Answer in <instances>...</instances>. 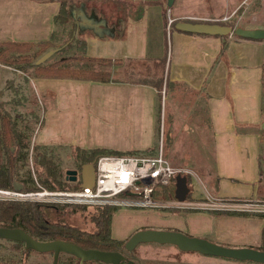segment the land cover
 Returning a JSON list of instances; mask_svg holds the SVG:
<instances>
[{
  "label": "crops",
  "instance_id": "crops-1",
  "mask_svg": "<svg viewBox=\"0 0 264 264\" xmlns=\"http://www.w3.org/2000/svg\"><path fill=\"white\" fill-rule=\"evenodd\" d=\"M60 1L65 2L69 18L74 21L73 34L85 42V55L119 59L120 63L112 66L123 67L111 68L109 81L29 77L44 105L43 121L33 135V143L155 154L156 135L162 137L165 131L164 113L169 120L168 143L172 141L170 116L161 99L163 102L164 97L184 89L189 95L184 102L178 95L181 101L190 105V112L193 106L198 111L192 120L191 115L187 119L199 120L198 124L207 131V141L210 140V150H206L212 163L209 177L213 179V193L206 196L226 201L258 200L259 123L264 119L260 83L264 41L176 30L172 22L177 17L166 18L160 1L143 0H0V41L47 40L54 29ZM163 57L164 65L158 74L163 80L160 91L152 83L129 78L132 62L158 63ZM119 72L125 73L124 77L114 76ZM165 80L174 83L169 90H165ZM97 132L101 133L98 137ZM186 208L183 216L178 211L121 208L116 213L125 211L127 220L131 221H127L129 226L125 227L126 231L124 228L123 235L115 236L118 227L114 226L113 214L111 237L124 241L134 231L151 227L145 224L150 216L158 224L169 222L165 229L224 247L259 246L264 218L258 213L264 211L251 207H180ZM232 210L250 214L229 213ZM154 214L160 218H153ZM183 254L188 264H213L187 255L188 252ZM30 259L36 257L23 259L24 264L25 261L41 264ZM232 262L226 264H256Z\"/></svg>",
  "mask_w": 264,
  "mask_h": 264
},
{
  "label": "rangeland",
  "instance_id": "rangeland-1",
  "mask_svg": "<svg viewBox=\"0 0 264 264\" xmlns=\"http://www.w3.org/2000/svg\"><path fill=\"white\" fill-rule=\"evenodd\" d=\"M146 2L160 1L164 7V13L167 18L169 15H175L176 20H186V21H203V22H217L220 24H226L231 27H264V0H173L172 4L167 8L165 6V0H143ZM55 37L58 38L59 41L57 43L63 42L64 40H68L70 36L67 28L61 30L59 26H57L55 31ZM231 37H234L233 33L228 34ZM73 40V51L71 52L80 55L81 49L80 44L82 39L77 38L74 34H72ZM78 46V47H75ZM70 52V50H64L62 55L64 56L66 53ZM31 58L29 61L34 62L41 55L33 56V51L30 53ZM61 55V54H60ZM59 55V56H60ZM57 57L49 58L48 61H53ZM81 64L79 60H72L70 62L71 66H77ZM26 62H13V63H2L0 62V113L7 114L11 117V119L15 120L16 128L23 133L24 142L27 145V156L24 158L23 167L20 169L19 175H23V173L27 169H31V155L34 152V162L37 161V157L35 154L37 153L36 149L32 152L33 148V135L37 128L42 124L43 121V99L41 96L35 93L32 85L30 84L29 77H33V71L31 66H26ZM123 66H111V68H121ZM129 78L132 80H141L148 79L153 83L157 82V78L160 75L161 66L159 62H139L135 61L130 64ZM123 69V68H122ZM121 72V71H120ZM115 73L114 76L124 77L120 74ZM159 74V75H158ZM177 92V93H176ZM172 95L167 96L168 98H163V102L161 99V103L165 104V112L170 116L171 123V138L172 141L168 143V139H165L163 142V138L159 134L156 135L154 149L155 152L158 151L159 147V138L161 140V146L163 154L165 158L169 161V163L173 166L184 167L191 171L190 174H185L188 177L186 184L188 186L189 192L185 196V201L191 200H202L208 202H218L215 205L209 207L218 208H227V207H218L225 206V203H230L231 201H235L236 199L225 200V199H209L206 194L213 193V179L210 176L211 173V162L209 161V156L207 150H210V140L207 141V131L203 127L202 124H198L199 120L189 121L187 117L191 114V108L188 103H183L185 101V97L189 95V93L184 89H179ZM181 95V98L178 96ZM262 97H263V111L262 116L264 118V88L262 89ZM159 112V108L157 110V115ZM163 115V113H162ZM165 119V113L163 116V120ZM162 124V129L165 130ZM262 129V128H261ZM169 132V136H170ZM260 132V131H259ZM100 132H97V137L100 135ZM103 149L102 147L88 148L89 149ZM207 149V150H206ZM73 149L68 146H55L53 149L54 154L57 155L61 160V168L62 170L67 169H75L78 172L77 180H79V160H75L71 157V151ZM114 151V150H113ZM107 153V152H106ZM141 151H139V154ZM154 153V152H153ZM125 154V153H124ZM138 153H135L137 155ZM138 154V155H139ZM153 155V154H150ZM175 155L177 157H175ZM174 158V159H172ZM172 159V160H171ZM23 162V161H21ZM211 163V164H210ZM22 164V163H21ZM182 175V174H181ZM184 175V176H185ZM188 182V183H187ZM259 184L264 187V142L259 141ZM72 183V182H71ZM260 185V186H261ZM264 190V189H263ZM250 195V194H249ZM156 198H161L165 200L167 203L162 205H157L156 207H152L153 209L165 210L167 212H174L179 209L178 214L183 216L184 210H180L182 205H175L174 196H173V181L167 186H160L159 189L155 192ZM208 198V199H207ZM258 202L264 204V196L258 197ZM211 200V201H209ZM239 202H244L237 199ZM220 201V202H219ZM254 201V200H252ZM223 202L225 205L221 204ZM246 202V201H245ZM120 210H126L130 207H118ZM124 208V209H123ZM116 210V211H117ZM197 210V209H191ZM87 213L86 211L79 213L75 212L72 214L66 215V222L72 224L78 228H83L88 231L93 230V225L88 219V216L84 219L83 214ZM115 220L114 226L118 227L114 231L115 236H120L124 234V228L129 226L127 224L126 213L125 211L114 213ZM123 216L125 218L123 219ZM153 218L159 219L160 216L154 214ZM149 220L147 225H151V227H147L149 229H165L169 225L167 223L158 224L156 221L151 220L150 216H148ZM139 219V218H138ZM183 220V218H182ZM146 226V225H145ZM146 228V229H147ZM145 229V228H141ZM126 231V228H125ZM135 232V231H134ZM185 234V233H184ZM120 240H123L122 238ZM127 240V239H126ZM122 243V248L125 241ZM12 245L0 240V264L3 260H8V257L11 256L14 260H17L18 254L11 247ZM223 246V245H222ZM226 247V246H225ZM126 259L131 260L133 264H188V260L186 259L185 252H179L173 246H169L168 244H156V243H140L138 244L131 252H122ZM187 255L192 257H198L199 259H204L209 261V263L213 264H226L230 261L226 258L201 255L196 252H188ZM65 257L62 256L61 260L64 261ZM31 261H37L41 264H50L51 257L46 256L43 258L37 257L36 259H30ZM9 261V260H8ZM7 261L6 264H11ZM187 262V263H186ZM234 262V261H233ZM232 262V263H233ZM24 264V262L22 263ZM26 264V261H25ZM89 264H95L94 262ZM97 264V263H96Z\"/></svg>",
  "mask_w": 264,
  "mask_h": 264
},
{
  "label": "trees",
  "instance_id": "trees-1",
  "mask_svg": "<svg viewBox=\"0 0 264 264\" xmlns=\"http://www.w3.org/2000/svg\"><path fill=\"white\" fill-rule=\"evenodd\" d=\"M65 2L60 1V8L54 17V29L50 37L41 42H17V41H0V62L8 64L13 62H26V66H31L33 77H70L89 79L97 81H109L112 77L111 66L120 63L119 59L97 58L85 55V42L81 40L80 55L72 53L73 51V31L74 21L69 18L68 9L65 8ZM173 23V22H172ZM57 26L61 30H68L71 37L68 40L57 43L55 31ZM173 26V24H172ZM219 36V35H215ZM223 36V35H222ZM226 36V35H224ZM234 37H238L234 35ZM264 41V39H259ZM78 47V46H75ZM50 48H57L51 56H49L42 63L36 64L35 61H29L30 53L33 51V56L43 54ZM70 50L64 56L62 52ZM61 54V55H60ZM60 55V56H59ZM57 57L53 61H48L49 58ZM72 60H79L81 64L71 66ZM165 57L159 59V64L163 68ZM157 82L153 83L148 79H141L145 83H152L158 91L161 89L162 77L158 76ZM261 88H264V46H263V60L261 63L260 75ZM173 82L165 80V90L173 87ZM159 93V92H158ZM160 99V93L158 94ZM201 112V111H199ZM198 113L197 107L193 106L191 112V120ZM168 118H165V131L162 133V138L168 139ZM159 122V112L157 116ZM159 131V128H158ZM24 135L16 128L15 120L11 119L9 115L0 113V187L13 188V183L21 184L22 191H31L38 189L37 183L48 190L56 189H72L79 185L80 179L77 181H70L65 171L61 168L60 158L54 154L55 146H48L42 144H33L32 152L36 149L37 161L34 162V152L30 156L32 167L27 169L23 175H19L20 169L23 167L24 158L27 156L28 149L24 142ZM259 141L264 142V128L259 132ZM71 157L79 160V168L85 163L96 160L100 155L106 154H135L137 152H119V151H105L103 149H85L77 146L71 147ZM107 152V153H106ZM23 161V162H21ZM22 163V164H21ZM186 181L188 180L185 175ZM72 182V183H71ZM188 183V182H187ZM187 185V184H186ZM259 184L256 185V195L258 197L264 196V187ZM188 192L186 193V195ZM185 195V196H186ZM118 208L114 205H88L79 203H67L59 201H36L29 199H0V227L3 228H19L27 235L39 242L48 241H64L81 247L82 249H95L100 251H118L123 252L121 240H116L111 237L110 224L113 214ZM165 210L167 208H164ZM187 211L186 209H180ZM84 213V219L88 216L89 221L93 225V230L88 231L83 228H78L66 222L67 214L75 212ZM176 211H179L177 209ZM218 212H226L227 210H217ZM229 213L238 215H247L249 212L245 211H229ZM261 218L264 214L258 213ZM146 229V228H145ZM11 244L13 250L18 254L17 260L9 256L8 260H1V264H6L7 261L11 264H22L23 259L28 257L43 258L51 257V253H37L32 250H25L21 242L6 241ZM256 250L264 251V228L261 230L260 243ZM125 251V250H124ZM65 257L64 261L61 260ZM95 264H103L94 262ZM38 264V263H35ZM56 264H78V260L68 254H60ZM89 264V263H88Z\"/></svg>",
  "mask_w": 264,
  "mask_h": 264
},
{
  "label": "water",
  "instance_id": "water-1",
  "mask_svg": "<svg viewBox=\"0 0 264 264\" xmlns=\"http://www.w3.org/2000/svg\"><path fill=\"white\" fill-rule=\"evenodd\" d=\"M173 0H165V6L169 8ZM176 30L208 35H228L233 33L240 38L264 39V27H231L217 22L186 21L176 20L173 22ZM57 48H50L41 54L35 61L42 63ZM260 128H264V119L259 123ZM70 181H76L78 172L75 169L65 171ZM94 160L85 162L79 170V186H92L94 182ZM173 196L177 201H182L189 191L184 175L175 174L173 179ZM22 186L18 182L13 183L14 190H21ZM0 239L6 241L21 242L25 250H32L37 253H51L52 264H56L60 254H68L78 260V264H88L90 262H100L103 264H133L126 259L122 252L100 251L95 249H82L81 247L64 242L48 241L39 242L27 235L19 228L9 229L0 227ZM140 243L168 244L174 246L180 252H196L201 255L226 258L233 261H247L256 264H264V251L250 247L230 248L211 243L205 239L187 236L174 230L161 229H140L130 235L125 241L123 249L131 252Z\"/></svg>",
  "mask_w": 264,
  "mask_h": 264
},
{
  "label": "built area",
  "instance_id": "built-area-1",
  "mask_svg": "<svg viewBox=\"0 0 264 264\" xmlns=\"http://www.w3.org/2000/svg\"><path fill=\"white\" fill-rule=\"evenodd\" d=\"M184 167L173 166L165 158L161 142L153 155H100L94 162V182L92 186L72 189L48 190L37 183L38 189L31 191L0 187V199H29L36 201H59L88 205H114L130 208H152L167 202L155 197L160 186L174 181L175 174H190ZM175 199V198H174ZM220 202V201H219ZM175 205L204 207L218 202L202 200L174 201ZM231 208H254L264 211V204L252 202L223 203Z\"/></svg>",
  "mask_w": 264,
  "mask_h": 264
},
{
  "label": "flooded vegetation",
  "instance_id": "flooded-vegetation-1",
  "mask_svg": "<svg viewBox=\"0 0 264 264\" xmlns=\"http://www.w3.org/2000/svg\"><path fill=\"white\" fill-rule=\"evenodd\" d=\"M165 230H168V229H165ZM1 240V239H0ZM90 263H92V262H90Z\"/></svg>",
  "mask_w": 264,
  "mask_h": 264
}]
</instances>
